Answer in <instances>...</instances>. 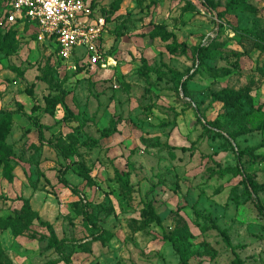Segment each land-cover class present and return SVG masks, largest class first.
I'll return each mask as SVG.
<instances>
[{"label": "rangeland", "instance_id": "374dc122", "mask_svg": "<svg viewBox=\"0 0 264 264\" xmlns=\"http://www.w3.org/2000/svg\"><path fill=\"white\" fill-rule=\"evenodd\" d=\"M85 1L108 19L104 67L84 73L59 62L29 26L0 45V111L23 114L4 139L13 170L8 180L0 166V221L28 199L65 242L59 254L49 249L35 221L15 235L0 228L2 256L10 264H179L170 237L188 264H264V215L242 175L219 170L250 151L241 169L261 187L264 210V122L250 129L245 118L264 104V0ZM111 121L116 132L101 138ZM87 138L97 144L87 148ZM50 141L77 155L63 161ZM87 215L108 233L104 240H95Z\"/></svg>", "mask_w": 264, "mask_h": 264}, {"label": "trees", "instance_id": "16d2710c", "mask_svg": "<svg viewBox=\"0 0 264 264\" xmlns=\"http://www.w3.org/2000/svg\"><path fill=\"white\" fill-rule=\"evenodd\" d=\"M13 1L14 0H0V18H1L0 26L3 25L5 27H7V29H6L7 31L5 33H3V34L0 33V45L4 46V47L7 46V40H8L9 35L14 33V31H16V29L18 27H27V26L31 27L30 25L26 24L25 22L23 23L19 19H17L14 23H6V20L4 18V14L7 13V11H9L10 5ZM202 2L209 9H211V7L207 3V1L206 2L202 1ZM89 4H90V7L93 9L91 3H89ZM104 20H105V23L107 25L108 24L107 23V21H108L107 17H105ZM157 36H159L161 39H164V40L169 38V34H167L166 32H163L161 35H157ZM174 46H176V43L174 41H172V47H169V50H173ZM197 53L201 58H206L209 56L208 51L202 47L197 50ZM108 54L109 53L107 51V55ZM59 62H61V61H59ZM74 65H75V70L78 72H84L85 73L91 68V66L89 64L79 62L76 60L74 61ZM27 93L29 95H31V90L28 89ZM224 94L225 95L228 94V95H230L229 97H232V98H239L238 93H234L232 91H230L229 93L225 92ZM38 109L39 108L37 107V105H35L33 107L34 112L37 111ZM263 109H264V104L258 106L256 109H253V110H251L245 114L246 123L250 126V129L257 128L258 126H260L264 122ZM14 115H23V114L19 110H13V111H10V110H4L3 111L2 110V111H0V117H1V120H3V124L0 125V166H2L3 176L5 178H7L8 180H11V172L13 170V167L10 165V161H9V158H10L9 156L12 153H11L10 148L8 149V147L5 145L4 139H5V136L7 135L8 131H9V125H10L11 119ZM211 126H213V125H211ZM36 128L38 130V141L40 144H43L44 143V139L42 136V128L43 127L36 125ZM213 128L219 131L218 127L213 126ZM115 132H116V130L114 129V122L111 121L109 123L108 127H106L105 129L102 130L101 138H108L112 134H114ZM46 143L49 144L55 150L57 155L65 162L77 155L78 149L76 147H68L67 145H65L62 142H57V143L53 144L50 141V142H46ZM96 144H97V141L95 139L87 138L84 145L87 148H92ZM228 146L230 147L231 151H234V146H232L230 144V142H228ZM179 149L182 152L187 151V149L183 148V147H181ZM246 156L247 157L251 156L250 151L237 152L235 167H233V168L227 167L225 169H219V170L222 174L231 173V174H235V175H242V177L244 178V181H245L244 188H245L246 194L252 200L254 207L257 210V212L261 215H264V210L261 207V205L258 201V198H257V192H258V190L261 189V187L257 186L253 180L248 179L249 176L244 174L242 169H241L242 167H241L240 159L242 157H246ZM217 166L219 167V165H217ZM115 178H116L118 184L120 185L121 190L127 193L128 192L127 184L123 181V179L120 177V175L117 172L115 173ZM58 182L62 185H66V181L61 176L59 177ZM249 186H252V191H250L251 189L249 190V188H248ZM251 192H252V194H251ZM20 201L22 202L21 210L15 216L7 217L6 219L0 221V228L4 231L10 230L15 235V234L26 232L28 230V227L32 224V222L35 221L37 223V225L44 228L48 234V238L46 241L48 248L53 249L56 253L59 254L61 252V250L63 249L65 242L60 241L56 238V236L54 234V230H53L52 226L50 225V223L40 220L37 213L31 210V208L29 206V200L28 199L21 198ZM147 216L157 226H161L159 217H158L155 209L151 205L148 206ZM86 221L89 225L92 226V228L97 230L96 234H98V235L95 236V240H104L106 238V234H108V233L105 230H103L102 228L93 224L91 219L89 218V216L86 217ZM211 228H213L221 236L224 244L228 248H231V251L233 252V254H235L233 247L231 246L230 239H229L227 233L225 231L221 230L214 222H211ZM97 237H98V239H97ZM166 240L168 242H170L175 254L178 256L179 264H188L187 257L185 256L184 253L179 251V248L177 247L176 242L173 239H171L170 237H166ZM2 255L3 254H2V251L0 249V256L3 257ZM236 261H237V259H236ZM0 264H10V263L6 258L3 257L0 260Z\"/></svg>", "mask_w": 264, "mask_h": 264}, {"label": "built area", "instance_id": "2783aa9c", "mask_svg": "<svg viewBox=\"0 0 264 264\" xmlns=\"http://www.w3.org/2000/svg\"><path fill=\"white\" fill-rule=\"evenodd\" d=\"M6 23L17 19L47 41L56 60L75 70L74 61L104 67L111 61L104 35L106 23L84 0H14L4 14Z\"/></svg>", "mask_w": 264, "mask_h": 264}]
</instances>
